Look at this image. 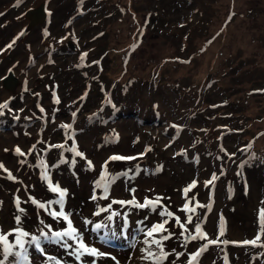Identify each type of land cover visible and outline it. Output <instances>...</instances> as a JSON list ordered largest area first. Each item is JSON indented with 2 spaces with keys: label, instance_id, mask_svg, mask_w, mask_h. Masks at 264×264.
<instances>
[{
  "label": "rangeland",
  "instance_id": "rangeland-1",
  "mask_svg": "<svg viewBox=\"0 0 264 264\" xmlns=\"http://www.w3.org/2000/svg\"><path fill=\"white\" fill-rule=\"evenodd\" d=\"M263 90L264 0H0L4 264H264Z\"/></svg>",
  "mask_w": 264,
  "mask_h": 264
},
{
  "label": "snow or ice",
  "instance_id": "snow-or-ice-1",
  "mask_svg": "<svg viewBox=\"0 0 264 264\" xmlns=\"http://www.w3.org/2000/svg\"><path fill=\"white\" fill-rule=\"evenodd\" d=\"M9 47H11V45H9ZM65 127H67V125H65ZM19 151L20 150L17 149V152H19ZM23 154L24 153H21V155H23ZM111 159H114V160H119V159H132V157L113 156ZM104 179L107 182V176H106V174L104 176ZM213 179H215V176H213ZM209 183H211V181H209ZM50 187H51V185H50ZM105 187H106V184H105ZM52 190L54 192L55 191H59V189L58 188H55V187H53ZM185 191H187V189ZM64 194L65 193L63 191H60L61 200L58 203H60L61 211H59V212H53L52 215H54V216H56V215L63 216V218L65 220H67L68 217L62 211V209H63V196H64ZM120 203H124V202L121 201ZM133 203H135V202L133 201ZM147 203H150V202H146L145 204L137 205V206L144 207V206H146ZM41 207H44V205H41ZM190 210L191 211H194V209H190ZM169 215H171V213H169ZM110 218L111 217H109V219ZM88 223H91V222L88 221ZM187 223L193 224L195 233L199 234V237L200 238L207 240L209 244L218 243L219 242L218 239L217 240H208L207 234L201 232V229L199 228V226L196 225L195 222L193 221L192 216H188L186 222L185 223H181V227L182 228H185V231H188V229L186 228V224ZM95 227L97 229H99L101 227V225L100 224H96ZM68 229L70 231L69 230H65L63 233L57 232V233H55V235L58 236V237L67 236L69 239H73L74 238L73 234L76 233V229L72 227L71 221L68 222ZM157 229L165 230L163 228V224H158V225H155L153 227L152 231H150L148 233V235L151 236L152 233L155 232ZM222 234L223 233H221V235ZM28 236H29L28 233L22 232V231H19L18 230V235H16V241H15L16 247H18L21 250H25V241L23 240V237H28ZM167 238H168L167 236L163 237V239H167ZM190 238L193 239V240H196L198 237H197V235H191ZM258 239H259V237H256V239H254L252 241H244L243 243H245V244H247V243L255 244L256 243V240H258ZM36 240H37V238L33 236V237L30 238V241L29 242L36 241ZM154 242L158 246H160V241H154ZM76 243L78 245H80V247L83 248V250L85 252H87L88 254H90V255H96L97 254V252H96L95 249H89L86 245H84L82 240L77 239L76 240ZM223 243H229V242L225 240V241H223ZM37 247H39L38 241H37ZM10 254H13V246H12V244H10V243L7 242V238H6V235L5 234H0V264H4V261L7 260L8 256ZM198 254L199 253L197 252L195 255H193L192 259L195 260L196 259V255H198ZM149 255H151V253ZM77 258H79V255L77 256ZM49 259H51V257H49Z\"/></svg>",
  "mask_w": 264,
  "mask_h": 264
},
{
  "label": "trees",
  "instance_id": "trees-1",
  "mask_svg": "<svg viewBox=\"0 0 264 264\" xmlns=\"http://www.w3.org/2000/svg\"><path fill=\"white\" fill-rule=\"evenodd\" d=\"M138 35V33L136 32V30L134 31V33L132 34V40L133 39H135L136 38V36ZM133 47H134V45H132V43H130V44H126V45H124L123 47H119V48H114L113 49V52L112 53H115V54H117V55H119L120 57H125V58H128V57H130L131 56V54H133ZM115 51V52H114ZM167 61H169V60H167ZM156 66L157 65H153V69L155 68V70L157 69L156 68ZM160 72L159 71H156L155 72V74H159ZM153 74H154V71H153ZM124 75L125 74H122V76H119L118 78H117V80L119 81V82H121L123 79H124ZM195 88H198V89H202L203 87L202 86H195ZM264 91V90H263ZM255 93H257V91H255ZM253 143V142H252ZM251 143V144H252Z\"/></svg>",
  "mask_w": 264,
  "mask_h": 264
}]
</instances>
